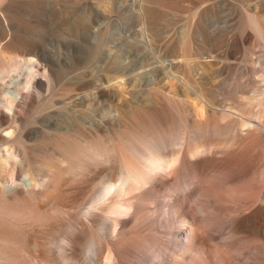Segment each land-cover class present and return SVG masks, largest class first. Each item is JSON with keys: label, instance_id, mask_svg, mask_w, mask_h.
I'll return each mask as SVG.
<instances>
[{"label": "bare ground", "instance_id": "1", "mask_svg": "<svg viewBox=\"0 0 264 264\" xmlns=\"http://www.w3.org/2000/svg\"><path fill=\"white\" fill-rule=\"evenodd\" d=\"M102 1L93 2L96 12L124 13L108 11L89 30L97 58L119 64L107 85L86 92L93 103L111 87L134 92L131 55L150 67L145 96L117 94L108 105L117 123L98 132L76 122L53 133L54 118L38 124L42 104L23 121L19 109L55 79L43 54L30 47L20 56L19 44L1 42L0 28V264H264V75L237 100L239 112L215 106L213 79L174 82L178 61L156 54L173 44L191 57L206 15L168 33L161 18L186 0ZM242 14L254 32L239 45L264 40L260 1ZM158 76L181 96L153 85ZM79 89L64 84L54 95ZM90 198L99 211L83 210ZM161 201L165 215L155 221Z\"/></svg>", "mask_w": 264, "mask_h": 264}, {"label": "rangeland", "instance_id": "2", "mask_svg": "<svg viewBox=\"0 0 264 264\" xmlns=\"http://www.w3.org/2000/svg\"><path fill=\"white\" fill-rule=\"evenodd\" d=\"M96 1L105 4L102 0H0L1 42L19 44L20 56L30 47L37 49L45 56L55 79L53 88H42L41 97L33 101L31 106H23L24 108L19 109L23 121H32L38 110H41L42 104L47 108L42 109L38 124L41 125V122L45 121V117L54 118L48 129H51L53 133L56 130L59 133L74 127L76 122L98 132L104 130L105 124L117 123L108 105L115 104L116 100H119L118 98L121 99L122 97H118L120 94L128 98L137 94L138 96H145L144 93H141L143 91L141 88L146 87L149 74L145 70L150 65H141L132 55L129 58L131 60L128 63L127 71L134 78L135 86L131 87L134 92L128 94L122 90L121 93L119 88L111 87L109 91L113 92L107 90L108 94L105 100H99L96 103H93L91 95L86 93L88 91L96 92L100 84L107 85L108 72L119 67L117 61L113 62L104 57H99L100 60L98 61L96 45L93 44L89 30L91 25L95 26L101 18L110 15L109 13L113 15L120 12L119 14H121L124 13V9L122 7L115 8V10L107 9L105 15L96 12L97 9L94 4ZM197 1L198 3H194L196 0H186V2L184 1L186 5L182 11L174 13L175 10H168L169 12L167 11L161 18V22L167 28L168 33H171L181 31L190 18L195 17L199 20L200 16L206 15L205 20L201 22L203 34L199 38L200 40H197L198 45L192 52L193 55L186 58L181 54V50L176 46L175 48L173 44H169L172 47L163 44L162 47H159L158 53L156 51V54L165 63L178 61L179 68L173 71V74L176 75L173 78L174 82L178 81L185 86L194 87L198 82L213 79L211 81L215 84L212 87L214 89V105L239 112L235 108L237 100H241L244 95L250 96L252 88L261 82L262 75H264L262 72L264 69V40L257 38L242 46L236 41L247 30L254 32L242 13L246 9H250L256 0ZM259 1L264 11V0ZM108 11L109 13H107ZM16 36H19V41ZM42 78L45 79V77ZM150 82L157 87L159 86L162 92L170 91L175 96H181L177 85H168V81L160 76ZM64 84L80 86L81 89L76 90L79 93L75 95H72L71 92L54 95L61 91L60 88ZM114 92H117L115 94L116 96L118 94L117 98L114 97ZM50 96H53L52 100H49ZM89 100L92 104L88 106ZM53 102L58 107L55 105L49 108ZM253 108H258V106L254 105ZM73 109H78L82 113H77ZM240 114L246 119L253 118L245 113ZM90 200L91 198L85 205L88 207H84L83 210L99 211L98 206L101 202H93L92 200L90 202ZM158 209L159 214L154 217V219L156 218L155 221L165 215L163 201L159 204ZM147 257L151 261L152 255L150 253ZM84 260L88 264L91 263L88 259ZM134 264L145 263L140 261Z\"/></svg>", "mask_w": 264, "mask_h": 264}]
</instances>
